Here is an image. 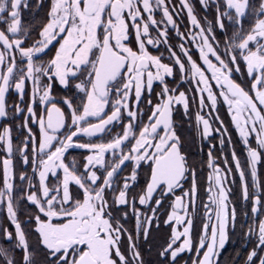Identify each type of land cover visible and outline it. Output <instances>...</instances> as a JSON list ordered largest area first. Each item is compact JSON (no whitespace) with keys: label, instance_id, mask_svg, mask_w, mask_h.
Returning <instances> with one entry per match:
<instances>
[{"label":"snow or ice","instance_id":"snow-or-ice-1","mask_svg":"<svg viewBox=\"0 0 264 264\" xmlns=\"http://www.w3.org/2000/svg\"><path fill=\"white\" fill-rule=\"evenodd\" d=\"M211 2L215 22L205 18L202 26L187 0H180L189 32L199 29L191 37L197 60L185 48L165 0H156L155 6L150 0H50L46 22L30 43L29 29H22L20 20L21 5L27 9L29 0H0V151L7 154L2 160L0 209L15 229L13 234L0 227V237L7 241L0 244V264H149L141 238L148 242L154 219L159 227L158 207L182 187L189 171L191 189L174 196L163 221L171 235L157 252L158 264H176L186 250L195 252L191 264H220L229 226L236 231L237 211L229 208L226 180L216 165L204 204V230L194 243L188 208L191 204L196 210L195 169L181 152L171 118L174 102L187 114L188 101L186 92L177 93L167 80H176L177 74V84H195L193 94L200 97L201 109L211 104L214 111L222 99L242 138L246 166L235 151L232 162L240 200L245 206L251 202V216L244 212L247 223L241 221L240 228L244 242L252 246L243 260L237 250L233 264H264V186L258 171L264 161V0ZM200 4L209 6L208 0ZM36 5L43 6L41 0ZM157 8L162 12L159 21ZM168 26L181 40L179 51L169 41ZM161 45L167 46L171 63L163 62V53L149 50L152 46L159 51ZM237 73L242 82L234 78ZM154 82H159L155 103ZM53 83L63 90L57 100ZM10 93L15 97L11 104ZM21 116L23 123L16 127L26 134L14 147L9 121ZM195 119L197 135L202 124L207 137L210 121L200 111ZM253 135L254 146L248 139ZM224 143L221 139L222 147ZM69 152L82 156V168L74 156L67 162ZM14 160L24 169L19 184L14 181ZM213 164L210 152L208 166ZM129 168L130 174L121 177ZM142 170L144 183L137 189ZM223 171L233 175L227 160ZM208 179L213 180L212 173ZM21 204L23 222L18 216ZM139 206L151 208L152 214L145 211L142 219Z\"/></svg>","mask_w":264,"mask_h":264},{"label":"flooded vegetation","instance_id":"flooded-vegetation-1","mask_svg":"<svg viewBox=\"0 0 264 264\" xmlns=\"http://www.w3.org/2000/svg\"><path fill=\"white\" fill-rule=\"evenodd\" d=\"M153 6L156 5V0H150ZM166 5L172 15L173 21L176 26L179 28L180 32L184 36V45L185 48L189 49V51L193 54L195 59H199V53L195 48V45L192 42L191 37L195 36L199 29H193L191 33L189 32V21L187 10L183 8L180 4V0H165ZM187 2L192 6L193 13L196 16L197 20L201 23L202 26L205 25V18L208 21L215 22V5L212 4L211 0H208L209 6L205 9L201 4L200 0H187ZM42 7H37L36 0H29V7L25 9L23 5H21V28L27 27L29 29V43L31 42V38L38 37L39 29L42 27L43 22H46V10L50 5V0H41ZM174 9V10H173ZM155 18L159 21L162 17V12L157 8L154 9ZM6 15V13H5ZM161 28H164L165 25L161 24ZM176 29L168 26L169 33V41L173 45L176 51H179L178 47H176L181 40L179 37L175 35ZM218 38H222V35L219 33V29H217ZM162 39V38H161ZM167 46L161 45L159 46V51L152 46H149V50L154 55H160L163 53V62L171 63L168 59V53L166 51ZM221 53H223V45H221ZM210 76L211 74L208 73ZM246 76V74H245ZM237 82H242L244 77H241L239 73L235 74L234 77ZM169 86L175 87L177 89V93L179 91L186 92V98L188 101V110L187 114L185 113V109L183 105L177 104L174 102L173 110H172V121L173 128L176 131L177 135L180 137L181 141V152L187 157L188 166L190 169H195V183L197 187V195H196V210L193 212L191 204H189L188 214L193 218V224L191 226V236L194 243L199 241V237L203 232L204 223H205V215H204V204L208 201V189L214 185L215 174L214 169L216 165H219L222 169L221 176L226 180L224 187L227 190V195L229 199V208H236L237 211V227L236 231L233 232L231 226L228 229V240L226 241L225 247L221 250V254L218 259L220 264H233V260L236 258L237 250L240 252V260H243L246 257V253L248 250H251V243H245L243 239L244 229L240 228V222L244 221L247 223L244 212H247L249 216H251V202L249 200L248 204L245 206L240 200V183H239V175L235 173V164L232 162V152L235 151L237 156L240 157L241 162L246 166L247 157L245 154L244 144L242 142V138L239 136L235 126L232 123L231 116L228 113L227 106L223 103V100L220 99L216 105V110H211V104H208L204 109L200 108V97L194 96L193 90L195 89V84H191L189 81H184L177 84L179 80V75L177 74L176 80L172 78H167ZM213 86L215 82L213 81ZM159 91V82H154L152 97L153 102L155 103V93ZM214 91L218 94L219 89L214 87ZM52 97L54 100L59 99L63 95V90L61 89L58 83H53L52 86ZM144 101L142 106L146 108L147 105V92L144 93ZM15 97L10 93L7 97L8 103L11 104ZM134 98V97H133ZM205 100L207 101V94L205 93ZM36 111L39 113V103L37 100L36 103ZM200 111L202 115L210 121V131L207 137L203 134V125H200V135H197V122L195 119L196 113ZM217 117L219 119H217ZM146 119V116L144 117ZM11 127V136L13 138V144H15L18 140H21L23 136L26 134V131L21 127L17 128L16 125L23 123V117L21 116L19 120L9 121ZM31 123V122H30ZM221 124L223 127L221 128ZM3 127V123H0V128ZM34 131L38 133V128L34 126ZM115 131V129L113 130ZM226 133V134H225ZM224 140V145L220 144V140ZM251 144L255 145V136H250L248 138ZM231 141V146H229L228 142ZM30 148V145H29ZM83 151V150H80ZM223 151V155L221 154ZM264 151V150H262ZM211 152L214 164L213 167L210 168L208 166V157ZM86 154V153H85ZM6 153L0 151V182H2L3 178V164L2 160L6 157ZM69 160L68 163H71V157H76L77 163L82 168V156L77 152H69ZM227 160L229 165L233 171L232 176H225L223 171L224 162ZM16 165L15 167V177L14 181L19 184L20 175L19 173L23 171L22 165L14 160ZM28 173L31 174V168L27 169ZM259 178L262 186H264V161H261L258 164ZM213 174V180L209 181V174ZM130 174V168L126 169L125 172L121 173V177L124 175ZM139 183L136 185V188L139 189L143 186L144 183V174L143 170L139 176ZM193 182L192 172L189 171L186 179L182 183V187L175 190L174 195H169L167 199H165L162 204L158 207L157 217L159 221V227L154 222L152 224L149 239L147 243L143 242V238H141V250L146 262L149 264H158V256L157 252L159 251L160 246L164 243V241L170 237L171 235V227L170 225H165L163 223L164 219L167 218L168 211L171 210V201L174 199L175 195H181L184 190H190ZM28 181H24V186H27ZM35 183L38 186V178L35 180ZM131 197H129L130 199ZM153 207L155 206L154 200L151 201ZM141 207V218L143 219L144 212L146 211L148 215L152 214L151 208H146L145 206ZM19 219L23 222L26 218V212L24 211V205H20V210L18 212ZM213 219L215 216L213 215ZM134 218L130 221V223L134 226ZM175 223V221L170 222V224ZM186 223V221H185ZM0 227H8L9 230L14 234L15 229L10 221L7 220V213L5 210L0 209ZM180 231L183 229L180 228ZM210 234V227H209ZM0 244H7L2 237H0ZM179 246L178 244L176 245ZM193 251L191 254L186 250L183 253L178 254V258L176 260V264H191L190 255H194ZM239 264V260L237 261Z\"/></svg>","mask_w":264,"mask_h":264}]
</instances>
